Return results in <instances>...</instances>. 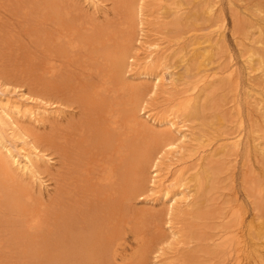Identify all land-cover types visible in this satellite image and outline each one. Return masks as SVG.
<instances>
[{
    "label": "bare ground",
    "instance_id": "bare-ground-1",
    "mask_svg": "<svg viewBox=\"0 0 264 264\" xmlns=\"http://www.w3.org/2000/svg\"><path fill=\"white\" fill-rule=\"evenodd\" d=\"M84 1L97 8L98 0ZM112 2L116 18L98 22L75 13L73 0H0V47L8 44L3 38L17 22L29 37L30 45L21 48L32 50L27 67L8 70L10 78L3 80L28 87L0 83V264H143L156 238L165 241L152 264H180L188 248L184 238L196 237L194 231L188 234L192 224L184 231L178 223L182 213L196 218L204 207L203 193L217 181L210 172L213 157H236L242 148L244 158L250 156L243 140L253 129L244 134L241 108L244 103L248 122L253 105L264 116L263 0H236L235 8L242 9L234 14L243 35L240 52L253 74L245 86L224 36L225 16L214 0ZM191 11L203 28L199 21H184ZM168 18L176 20V30L188 25L193 32L175 43L159 37L171 30ZM205 28L208 32L200 33ZM167 41L172 44H163ZM135 43L137 58L129 53ZM220 45L226 48L222 62L215 53ZM217 79L234 89L237 112V128L220 137L189 123L204 98L214 97L218 87L211 84ZM147 96L160 101L148 103ZM160 104L175 109L158 114ZM65 107L74 112L66 121L57 116V126L50 124L48 132L21 123L28 118L41 124ZM258 138L253 137L252 154L264 172V140ZM186 158L193 159L188 166L182 164ZM178 162L181 166L173 169ZM41 163L57 166L41 169ZM44 174L53 182L47 195L36 191L46 184ZM252 182L258 201L252 202V212L230 211L229 222L245 223L244 233L234 230L230 243L223 238L214 243L224 256L242 241L241 255L229 264L243 259L264 264V180ZM148 183L153 196L137 206L134 199L144 200ZM160 216L166 220L159 222ZM245 234L247 242L241 240Z\"/></svg>",
    "mask_w": 264,
    "mask_h": 264
},
{
    "label": "rangeland",
    "instance_id": "rangeland-1",
    "mask_svg": "<svg viewBox=\"0 0 264 264\" xmlns=\"http://www.w3.org/2000/svg\"><path fill=\"white\" fill-rule=\"evenodd\" d=\"M194 0H188V4L192 3ZM216 3V8L220 9V11L223 13L225 16V25L223 26V31H224V36L226 38V42L228 44V48L231 50L233 53L234 57V63L236 64L237 68V73L240 77L241 84L245 86L244 84L248 82V78L250 79L252 77V73H248V69L245 66V61H244V56L240 52V47L239 43L243 38V35L239 32V28H236V17L234 14L236 11H242V9L235 8V5L239 4V2H236V0H232V3L230 4L228 0H214ZM264 2V0H263ZM73 3L75 5V13H83V15H87L88 17H95V20L100 22V21H105V19H115V13L117 12L118 8L117 5H114L112 0H98L97 1V8H93L88 2L84 0H73ZM191 7V5H190ZM193 10H195L194 7H191ZM77 9V10H76ZM83 16V17H84ZM198 16V15H197ZM93 17V18H94ZM188 20L184 21H190V20H195L199 21V27L203 28V20L201 18H196V15H193L192 11L189 12L188 14ZM104 19V20H103ZM168 20H171L172 25L174 24L173 22L176 21L172 18H168ZM234 20V21H233ZM90 21V20H87ZM202 21V22H201ZM14 22V21H13ZM177 23V22H175ZM178 25V24H174ZM169 28L168 34L163 33V35H159V37H167L172 43H175L176 41H180L183 36H188L190 33L193 32V30L187 28L188 25L185 26H179V28L176 30V27L178 26H171ZM241 26V25H240ZM175 30V31H174ZM208 32L207 29L203 31V29L200 31V33H205ZM252 29H248V34H251ZM161 33V32H160ZM8 41V44L3 43L4 47H0V83L3 84V80H8L7 78H10V76H7L8 70H13V69H20V68H25L28 65V60L31 58L32 55V50L29 48H21L28 46L30 44H27V41L29 40V37L26 33L23 32V29L19 26L17 22L13 23V28L11 30V35L9 34L8 36L6 35L3 38ZM11 43V44H10ZM170 42H165L163 44L169 45L172 44ZM10 44V45H9ZM221 50H216V54L221 55V60L220 62L224 61V54L226 52V48H223L222 45ZM139 49L140 45L138 43H135L132 47L129 49V53L133 55V57L137 58L139 55ZM217 64V63H216ZM223 65V63H222ZM258 72H254L256 74ZM126 76L128 75V72L125 73ZM249 74V76L247 75ZM11 84H3L4 87H11V85L16 88V90H19L21 88H26L28 85L26 84H21V83H16V82H11ZM241 85V86H242ZM216 86L218 87V90L214 94L213 98H210L207 100L204 98L202 107H199L198 115L195 117H190L189 123L192 128L194 129H203L204 132H207L209 134H213L214 137H220V134H226L229 131H232L233 128L236 125V120H237V112L236 109H234V104L232 101V93H234V89H232L228 84L225 82H220V80H215L211 84V87ZM257 88V87H256ZM245 88L241 90V97L243 96V92ZM16 92V91H15ZM16 95V93H14ZM149 96H147V101L148 103L154 102L158 103L160 99L158 100H149ZM254 108V116L253 121L249 122L247 121V108L245 104H242L241 108V115L243 116V123H242V129L244 134H246V131L249 133L250 129H253V132L249 133L248 136L246 137L243 142H247L246 144L248 145L249 153L250 156L244 158L245 155H243L244 149L242 148L240 153L235 157L234 155L230 156H220L219 158L213 157L216 162L212 164L210 167V172L212 173V178H216L214 180L213 184L209 183V187H207L208 192H204L203 196L206 201L204 202V207L201 209V212L203 210V214L200 217V213L195 214L196 218L190 217L192 213H182L180 219V223L178 225L182 228H184V231H187V223L192 224L190 232H193V236L196 238H193L192 241L190 240L187 242V238H184V241L186 242V247H188L185 251L183 252L186 254L180 255L183 256L180 259V264H221L220 262V257H224L223 264H229L232 260V258L235 255H241L240 253V245L236 244L233 245L232 250L230 253H225L224 256L223 251L221 249V252L215 251L218 250L217 246L214 243H217L218 240L220 239H226L227 243L231 242L234 237H232V234H234V230L238 231L239 234H243L245 230V223L242 224H237L235 226V222L231 223L230 221V211L232 209L236 210L240 208L241 211L245 212V215L248 213L252 212L253 204H256L258 201L253 197V192L250 190L252 186L255 187V184L252 182L253 179L257 178L259 181L264 180V176L262 175L264 172H261L259 169V164L254 160V155L252 154V146L251 143L253 142V137L258 138V140H264L262 137L263 132H264V116H261V109L259 107L257 108V105H253ZM174 108H171V106L162 105L157 106L155 109L156 112H159L158 114H168L172 113ZM74 112L73 109H69L67 107L62 109L61 113H56V114H50L49 116H46L47 118H42L41 124H36L34 121L29 120L28 118H24L21 123L24 124L26 127H31L32 129L38 128L37 132H48V127L49 125L53 124L57 126V116L60 119L68 118V116H71V114ZM220 115L222 120L217 123L215 120L216 116ZM235 123V125L232 127V125ZM246 136V135H245ZM53 159H57V155L54 154L53 152L48 151ZM247 161V164L245 166H242ZM193 162V159H188L186 158L185 162L182 163L184 166H188ZM44 166H47L50 170L53 171L55 167L57 166L56 163H48V164H42L41 163V169H43ZM181 166V163H175L173 169H176ZM248 166V170H244L245 167ZM250 168V169H249ZM231 169L233 171V174H231ZM264 170V168H263ZM230 172V173H229ZM44 180L46 184H43L39 187H37L36 191L39 189L40 191L43 192V194L47 195L51 193L52 191V186L53 182L49 179H47L46 174H44ZM171 176V175H169ZM230 176H233V180H231ZM172 181H176L174 179V176L170 177ZM47 179V180H46ZM48 183V184H47ZM211 184V186H210ZM148 188L143 189L144 191V200L143 197L140 196L134 201L136 202V205L139 206L143 203H145L146 198L150 195L153 196V192H151V186L148 183ZM212 189H211V188ZM264 187V185H262ZM208 194V195H207ZM236 194V200H234L233 195ZM251 196V199L249 197ZM207 197V198H206ZM215 198V199H214ZM264 199V196L262 197ZM253 202V204H252ZM236 203H239V205L235 206ZM161 204V203H159ZM158 204V205H159ZM206 204V206H205ZM156 205V206H158ZM2 209H4V206H1ZM0 207V208H1ZM206 213V215H205ZM215 215V216H214ZM221 215V216H220ZM208 216V217H207ZM219 216L221 218H219ZM206 217V218H204ZM191 218V219H190ZM246 218V217H245ZM159 222H164L166 218L164 216L159 217ZM247 219V218H246ZM204 222L208 223L205 224ZM205 224V225H204ZM226 224V225H225ZM232 224V225H231ZM223 225V227H222ZM227 226L225 228V226ZM228 225H231L230 227ZM234 225V226H233ZM186 226V227H183ZM232 227V228H231ZM7 229V227H2V229ZM243 228V229H242ZM5 229V230H6ZM196 229V230H195ZM228 231V232H226ZM232 231L233 233H231ZM183 232V231H182ZM149 234L152 233L151 229L148 231ZM185 235V232H183ZM196 235V236H195ZM245 234L244 236H241V240L243 238V242H247L248 237ZM245 239V240H244ZM130 240V238H129ZM165 240L161 238H156L154 239V246L152 247V252L148 253V258L143 264H152L153 262V255L156 253H159L161 251V246L164 244ZM197 243V244H196ZM131 245H135L134 243H131ZM128 248L126 249V252L130 251V244H127ZM184 247V248H186ZM192 249V250H191ZM224 249V248H223ZM209 250V251H208ZM214 250V251H213ZM210 252V253H208ZM188 253V254H187ZM189 255V256H188ZM243 255V254H242ZM166 256H170L166 254ZM185 256V257H184ZM182 260V261H181ZM246 262L244 259L242 260V264ZM23 264H31L30 262H25Z\"/></svg>",
    "mask_w": 264,
    "mask_h": 264
}]
</instances>
